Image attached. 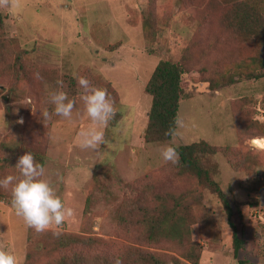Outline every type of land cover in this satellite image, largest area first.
Here are the masks:
<instances>
[{
	"label": "rangeland",
	"instance_id": "rangeland-1",
	"mask_svg": "<svg viewBox=\"0 0 264 264\" xmlns=\"http://www.w3.org/2000/svg\"><path fill=\"white\" fill-rule=\"evenodd\" d=\"M199 9L184 6L181 0H2L6 36L18 38L27 60L63 81L62 86L41 82V96L30 84L11 91V82L0 83V163L19 172L12 158L16 144L20 145L17 158L29 149L45 150V178L65 206L74 210L62 225L50 229L101 237L114 252L134 245L164 256L167 264H175L173 257L193 264L179 245L141 244L119 224L123 201L139 188L153 185L188 194L185 204L192 210V237L203 247L199 264H241L238 259L242 264H264V148L252 144L264 137L251 138L264 133V78L214 89L206 73L186 74L178 126L167 143L176 147L206 140L229 148V156L220 151L213 157L218 163L214 177L234 204L233 220L243 240L237 258L233 229L218 197L209 187L193 185L190 177H174L176 163L165 161L161 154L167 144L144 139L153 100L146 87L158 63L181 61L192 39L196 46L189 65L205 61L201 50L210 33L203 21L210 12L199 17ZM214 9L221 15L218 4ZM153 19L158 28L150 38L146 22ZM81 76L106 89L114 103L115 115L96 149L81 146V133L93 127L83 112ZM70 79L76 81L74 86ZM52 87H62L76 101L71 121L54 114L48 95ZM45 108L52 113L48 120L41 116ZM46 125L49 133L40 132ZM245 153L256 159L244 163ZM10 193L0 196V248L18 254L24 264L29 226L15 214ZM257 195L259 202L249 203Z\"/></svg>",
	"mask_w": 264,
	"mask_h": 264
},
{
	"label": "trees",
	"instance_id": "trees-1",
	"mask_svg": "<svg viewBox=\"0 0 264 264\" xmlns=\"http://www.w3.org/2000/svg\"><path fill=\"white\" fill-rule=\"evenodd\" d=\"M216 1L181 0L184 6L199 7V17L210 12L209 18L203 21L207 23L206 28H209L210 40L201 50V53L205 54V61L201 65H189L192 63V49L196 46L195 39H192L181 61L161 60L156 66L146 87V92L153 97L144 135L147 143L167 144L173 140L178 126L181 100L186 89V74L192 71L206 73V78L214 89L224 87L228 83L264 78V0ZM1 4L2 0L0 6ZM215 4L222 8L221 15L215 11ZM146 26L152 31L148 36L154 37L155 29L158 28L155 20H148ZM26 54L27 50L18 38L6 36L4 17L0 13V83L3 79L11 82V91L19 90L22 84H30L36 86L38 92L42 87L41 82L50 81L58 85L55 72L27 60ZM75 83L74 79H70V86ZM49 129L50 125H46L40 132L47 134ZM255 137L262 138L264 133L254 134L251 138ZM15 147L12 158L17 161L20 145L16 144ZM176 148L179 162L174 164L173 176L190 177L193 185L209 187L218 197L233 229L237 258L243 247V240L233 220L234 204L214 177L218 163L213 157L220 151H225L229 156V148L213 145L206 140ZM29 152L33 154L36 162L44 166L47 158L45 150L29 149ZM241 159L246 163L247 159L256 157L245 153ZM229 160L238 168L235 160ZM4 166L0 163V178L19 175L17 170H7ZM9 191L11 192V185L7 188L0 187V196H7ZM187 195L177 193L176 189H158L153 185L141 187L133 197L123 201L118 215L119 224L125 232L137 236L141 244L149 246L165 241L173 242L182 248V254L187 260L199 264L203 247L192 237V210L185 204ZM251 199L249 203L252 205L259 202L258 195ZM90 202L89 197L86 212L89 211ZM237 211L242 214L241 208ZM53 232H59V235H54ZM105 243L106 241L98 236L54 229L37 232L29 226L28 250L24 264H114L115 258L121 259L122 264L168 263L164 256L139 246L129 245L119 252H114L105 247ZM173 260L175 264H183L176 257H173ZM238 261L241 264L244 262L241 259Z\"/></svg>",
	"mask_w": 264,
	"mask_h": 264
},
{
	"label": "clouds",
	"instance_id": "clouds-1",
	"mask_svg": "<svg viewBox=\"0 0 264 264\" xmlns=\"http://www.w3.org/2000/svg\"><path fill=\"white\" fill-rule=\"evenodd\" d=\"M57 84L62 86L63 81L58 80ZM78 84L83 89L79 94L83 101V112L93 122V127L81 133V146L96 149L104 142V128L115 115L114 103L106 89L92 85L87 78L78 77ZM48 95L54 106V114L71 121L76 101L70 99L62 87L49 90ZM51 115L47 108L41 112L44 120L50 119ZM18 122L22 124L23 118ZM252 144L256 148H264V139H254ZM161 154L165 161L179 162L177 148L172 144L165 145ZM15 168L19 175L0 178V187L7 188L11 185V206L28 226L37 232H44L53 225H62L66 218L74 215V210L65 206L56 188L45 178L44 166L36 162L31 152L20 156ZM53 234L59 235V232ZM0 264H21V257L0 248ZM114 264H122L121 259L115 258Z\"/></svg>",
	"mask_w": 264,
	"mask_h": 264
}]
</instances>
